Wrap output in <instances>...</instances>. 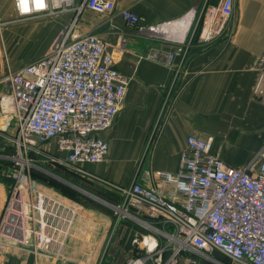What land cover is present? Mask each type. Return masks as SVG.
I'll use <instances>...</instances> for the list:
<instances>
[{"label": "built area", "instance_id": "built-area-1", "mask_svg": "<svg viewBox=\"0 0 264 264\" xmlns=\"http://www.w3.org/2000/svg\"><path fill=\"white\" fill-rule=\"evenodd\" d=\"M117 0H12L15 16L0 18V59L8 62L4 30L12 23L70 12L71 19L49 50L17 70L8 67L0 78V116L14 135L15 155L0 154L12 162L5 170L11 180L0 213V264L5 249L19 246L32 256L58 247L74 210L44 190L29 174L23 156L33 151L53 164L85 176L87 163L105 160L108 143L102 133L114 122L125 95L127 78L114 64L113 51L97 34L79 27L85 10L112 14ZM235 0H219L213 16L232 17ZM125 25L137 32L145 26L130 8L118 11ZM206 23L204 41L220 32L223 22ZM172 22L146 27L154 37L174 42L164 52L167 66L174 67L167 85L169 97L182 86V66L175 67L183 52V40L172 38L165 28ZM162 52L147 58L160 60ZM253 97L264 102V49L254 62ZM54 147L63 156L50 151ZM213 137L190 134L179 154L176 172L150 168L124 186L109 185L118 199L109 202L113 229L121 220H132L144 232L132 239L138 251L124 264H201L192 254L218 251L242 264H264V145L257 168H235L212 152ZM170 251L167 257L164 254ZM199 258V257H198Z\"/></svg>", "mask_w": 264, "mask_h": 264}, {"label": "crops", "instance_id": "crops-1", "mask_svg": "<svg viewBox=\"0 0 264 264\" xmlns=\"http://www.w3.org/2000/svg\"><path fill=\"white\" fill-rule=\"evenodd\" d=\"M218 1L117 0L112 14H92L89 10L82 13L81 28L86 27L83 30L108 43L114 66L126 76L127 83L117 116L102 133L109 146L106 158L85 165L89 175L78 181L80 194L99 200L87 192L90 186L108 194L109 185H127L146 168L176 172L179 154L190 134L211 135L212 152L227 164L244 168L250 163L253 169L257 168L264 145V102L253 97L252 86L256 78L254 62L264 49V0H235L233 15L226 20L220 14L213 16L212 7ZM123 8L141 16L144 31L125 25L118 13ZM13 16L12 0H0V18ZM83 16L93 18L87 22ZM209 18L213 26L224 22L220 32L204 41ZM164 22H172L165 33L171 32L170 37L184 42L183 52L174 62L175 67L182 66L183 84L162 111L174 70L165 64L164 52L174 42L154 37L146 27ZM20 24H10L4 30V38H12ZM159 50L163 53L160 60L147 58ZM26 63L10 55L8 62L0 59V78L8 67L17 70ZM3 89L0 83V93ZM13 135V127L0 116V154H9ZM47 148L63 156L54 143ZM10 186L7 176L0 174V213ZM70 206L73 219L60 245L40 253L36 263L124 264L132 252V239L144 228L129 220L135 228L124 222L118 230L113 229L111 210L105 206L88 201H76ZM128 226L134 233L127 230ZM8 249L2 264H33L28 251L14 245Z\"/></svg>", "mask_w": 264, "mask_h": 264}, {"label": "rangeland", "instance_id": "rangeland-1", "mask_svg": "<svg viewBox=\"0 0 264 264\" xmlns=\"http://www.w3.org/2000/svg\"><path fill=\"white\" fill-rule=\"evenodd\" d=\"M91 13L96 14L94 12ZM92 18L93 16H83V21L85 20L88 22L91 21ZM70 19V12H65L57 13L53 16L36 17L22 22V24H20L21 26L17 29V31L12 34V38L11 36L8 38H4L8 55H10L14 59L20 60L22 62L25 61L27 63L43 56L52 46L53 42H55V40L60 36L63 29L68 26V24L70 23ZM80 21L79 27H81ZM85 28L83 26L82 29ZM8 152L11 156L16 154V150L13 146L10 148V150H8ZM23 157L27 159L30 163L29 174L32 178L44 176V180L46 178H52L57 183L59 182L58 184H56L57 187L38 182L41 188L59 197L69 205H73V203L77 201V199H72L63 194V192H66V190L63 188L62 183L67 185L71 192H79V190L77 189V184L78 181H80L81 179L78 178L85 175L79 172H73L66 167L53 164L49 161L47 156L35 154L33 151L28 152L27 156L24 155ZM57 166H59V168ZM4 172L6 173L5 170ZM71 174H74L76 177L72 176ZM63 176H69L67 177L69 181L66 177ZM59 178L65 180L67 183L60 180ZM73 181L77 182V184H75ZM65 185L64 187H67ZM89 188L90 190H87V192L99 197L102 201H105L106 203H102L100 199L95 200L91 196H89V194L86 193L82 194L84 196L81 198L83 202L88 201L90 203H94L102 207L105 206L106 208H109V205L107 204L108 201L114 202V199L110 197L108 198V195L105 192H100L92 188L91 186ZM6 249L4 252V256L9 254ZM26 254L29 260L31 259V261H33L30 253L26 252ZM192 256L198 261L200 259L201 264H242L240 262L231 260L229 257L223 255L218 251H213L209 254L206 253L198 255L193 253Z\"/></svg>", "mask_w": 264, "mask_h": 264}, {"label": "trees", "instance_id": "trees-1", "mask_svg": "<svg viewBox=\"0 0 264 264\" xmlns=\"http://www.w3.org/2000/svg\"><path fill=\"white\" fill-rule=\"evenodd\" d=\"M11 164H12V162L10 161V160H7V159H0V174L1 175H4V176H7V178L9 179V184L10 183H12V180L10 179V177L8 176V175H5V174H3L2 173V171H4V170H7L10 166H11ZM58 168H59V166H57ZM72 176H75L74 174H71ZM63 177H69V176H63ZM76 177V176H75ZM44 176H41V177H33V179H35L37 182H41V183H44V184H46V185H51V186H54V187H57V185L56 184H58L56 181H54L52 178H46L45 180H44ZM83 177H80V178H78V179H82ZM67 180H68V178H67ZM69 181V180H68ZM71 181V180H70ZM74 182V181H73ZM61 183V182H60ZM75 184H77V182H74ZM62 185H63V188L66 190V192L64 191L63 192V194L64 195H66V196H68V197H70V198H72V199H77V201H81V202H83L82 200H81V198L82 197H84L82 194H80L79 192H71V190L68 188V186L67 185H65V184H63L62 183ZM64 185L65 186H67V187H64ZM108 191V190H107ZM108 196V198L110 197V198H113L114 199V202H116L118 199H117V197L115 196V195H113L112 194V192H110V191H108V194H107ZM127 223V224H130V226L131 227H134L135 228V224L133 223V222H131V221H129V220H127V219H125L124 221L123 220H121L120 222H119V224H118V228H117V230L119 229V227H120V225L122 224V223ZM130 226H128V227H130ZM131 227L130 228H128L127 230H130L131 229ZM145 231V230H144ZM132 233H134V229H131V234ZM130 234V235H131ZM135 237H138V235L137 236H135ZM134 237V238H135ZM130 239V238H129ZM132 239V238H131ZM131 239H130V241H131ZM132 242V241H131ZM131 251L132 252H136V251H138V248L135 246V245H132V247H131ZM170 253V251H167L165 254H164V257H167L168 256V254Z\"/></svg>", "mask_w": 264, "mask_h": 264}, {"label": "water", "instance_id": "water-1", "mask_svg": "<svg viewBox=\"0 0 264 264\" xmlns=\"http://www.w3.org/2000/svg\"><path fill=\"white\" fill-rule=\"evenodd\" d=\"M60 179V178H59ZM60 180H62V179H60ZM62 181H64L65 183H67L65 180H62ZM69 184V183H68ZM102 202H104V203H106L105 201H102Z\"/></svg>", "mask_w": 264, "mask_h": 264}, {"label": "bare ground", "instance_id": "bare-ground-1", "mask_svg": "<svg viewBox=\"0 0 264 264\" xmlns=\"http://www.w3.org/2000/svg\"><path fill=\"white\" fill-rule=\"evenodd\" d=\"M168 30H166V32H167ZM168 33H171V32H168Z\"/></svg>", "mask_w": 264, "mask_h": 264}]
</instances>
